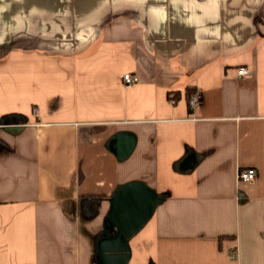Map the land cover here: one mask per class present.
<instances>
[{"label":"crops","instance_id":"crops-1","mask_svg":"<svg viewBox=\"0 0 264 264\" xmlns=\"http://www.w3.org/2000/svg\"><path fill=\"white\" fill-rule=\"evenodd\" d=\"M0 264H264V0H0Z\"/></svg>","mask_w":264,"mask_h":264},{"label":"water","instance_id":"water-1","mask_svg":"<svg viewBox=\"0 0 264 264\" xmlns=\"http://www.w3.org/2000/svg\"><path fill=\"white\" fill-rule=\"evenodd\" d=\"M20 121H9L6 125H19ZM156 205V199L153 194L147 190L137 192L136 190L118 192L112 210L111 220L119 230L121 238H127L137 232L140 227L151 216V213ZM124 244V243H123ZM125 244L121 245L119 252H125ZM121 259H125L124 255H119Z\"/></svg>","mask_w":264,"mask_h":264},{"label":"built area","instance_id":"built-area-1","mask_svg":"<svg viewBox=\"0 0 264 264\" xmlns=\"http://www.w3.org/2000/svg\"><path fill=\"white\" fill-rule=\"evenodd\" d=\"M251 70L247 67L241 66L238 67L236 70V77L237 78H242L244 76H250L251 75ZM137 82V78L132 75L131 73H127L123 76L122 78V83L124 86L128 87L134 83ZM200 94L196 91H194L188 99V108L190 110L194 109L195 107H197L200 103ZM257 178V172L255 169L253 168H248V169H244V171H240L237 173V180L240 182H253L255 181Z\"/></svg>","mask_w":264,"mask_h":264},{"label":"trees","instance_id":"trees-1","mask_svg":"<svg viewBox=\"0 0 264 264\" xmlns=\"http://www.w3.org/2000/svg\"><path fill=\"white\" fill-rule=\"evenodd\" d=\"M193 92H194V90H191V91H188V90H187V91L185 92V97L187 98V100L189 99V96H190ZM172 94H173V95H172ZM178 94H179L178 92H177V93H176V92H174V93H169L167 97H168V99H170V100H171V99L177 100L176 98H178Z\"/></svg>","mask_w":264,"mask_h":264}]
</instances>
